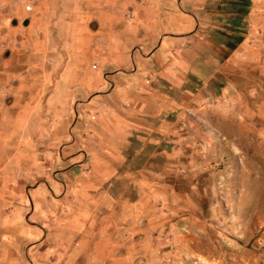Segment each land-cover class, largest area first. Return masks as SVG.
Wrapping results in <instances>:
<instances>
[{
	"label": "rangeland",
	"instance_id": "374dc122",
	"mask_svg": "<svg viewBox=\"0 0 264 264\" xmlns=\"http://www.w3.org/2000/svg\"><path fill=\"white\" fill-rule=\"evenodd\" d=\"M6 213L59 264H264V0H0Z\"/></svg>",
	"mask_w": 264,
	"mask_h": 264
},
{
	"label": "crops",
	"instance_id": "0c3cea01",
	"mask_svg": "<svg viewBox=\"0 0 264 264\" xmlns=\"http://www.w3.org/2000/svg\"><path fill=\"white\" fill-rule=\"evenodd\" d=\"M21 218H16V216H11L8 213L6 215L0 216V264H59L57 261L58 258L62 256L61 251L57 250H36V251H29L24 253L23 250H19L18 243L10 244L12 248H4L6 247V243L10 242V234L4 235V227H15L20 226L21 228L18 231L21 233V237L23 241H29L33 238H38L42 233L40 230L34 229L35 227L31 226V224L27 223L26 221L22 220ZM44 235H50V231H43ZM47 242L49 240H46ZM75 257L78 256V253L74 252ZM54 257L56 260L49 261L50 258ZM33 259V260H32ZM71 264H76V261L70 262Z\"/></svg>",
	"mask_w": 264,
	"mask_h": 264
},
{
	"label": "built area",
	"instance_id": "2783aa9c",
	"mask_svg": "<svg viewBox=\"0 0 264 264\" xmlns=\"http://www.w3.org/2000/svg\"><path fill=\"white\" fill-rule=\"evenodd\" d=\"M28 10H31V8L30 9L28 8Z\"/></svg>",
	"mask_w": 264,
	"mask_h": 264
},
{
	"label": "water",
	"instance_id": "95a60500",
	"mask_svg": "<svg viewBox=\"0 0 264 264\" xmlns=\"http://www.w3.org/2000/svg\"><path fill=\"white\" fill-rule=\"evenodd\" d=\"M96 26V25H93V27Z\"/></svg>",
	"mask_w": 264,
	"mask_h": 264
},
{
	"label": "bare ground",
	"instance_id": "6f19581e",
	"mask_svg": "<svg viewBox=\"0 0 264 264\" xmlns=\"http://www.w3.org/2000/svg\"><path fill=\"white\" fill-rule=\"evenodd\" d=\"M30 9V8H29Z\"/></svg>",
	"mask_w": 264,
	"mask_h": 264
}]
</instances>
